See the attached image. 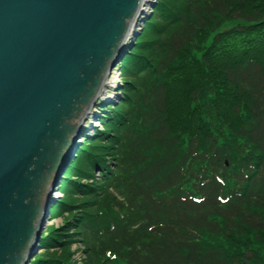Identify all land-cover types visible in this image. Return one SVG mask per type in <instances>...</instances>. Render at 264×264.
I'll list each match as a JSON object with an SVG mask.
<instances>
[{
    "label": "trees",
    "instance_id": "obj_1",
    "mask_svg": "<svg viewBox=\"0 0 264 264\" xmlns=\"http://www.w3.org/2000/svg\"><path fill=\"white\" fill-rule=\"evenodd\" d=\"M133 47L29 264H264V0H158Z\"/></svg>",
    "mask_w": 264,
    "mask_h": 264
},
{
    "label": "water",
    "instance_id": "obj_2",
    "mask_svg": "<svg viewBox=\"0 0 264 264\" xmlns=\"http://www.w3.org/2000/svg\"><path fill=\"white\" fill-rule=\"evenodd\" d=\"M142 6L0 0V264H29L39 252L82 115Z\"/></svg>",
    "mask_w": 264,
    "mask_h": 264
},
{
    "label": "rangeland",
    "instance_id": "obj_3",
    "mask_svg": "<svg viewBox=\"0 0 264 264\" xmlns=\"http://www.w3.org/2000/svg\"><path fill=\"white\" fill-rule=\"evenodd\" d=\"M151 1H152V6H151L152 9L150 12H153V10L156 8L158 4V0H151ZM150 12L148 13L150 15L147 14L148 16H146V18L144 19V22L141 23V27L138 28L137 31L139 32V34L137 37H135V40L130 50L128 49L129 52L133 50L134 48L133 46L136 44L137 39L140 37L141 33L145 29L147 22L152 18L153 13L151 14ZM119 64H121V62ZM119 64H117L116 68H114L113 72L108 77V80L110 81L109 86H107L106 89H104L103 94L101 95V98L95 102L93 109L90 111L89 116H88L90 119L86 120L85 126L87 129L86 131V136L88 137L87 140H93L94 138H96L95 136L98 134L102 135L103 126H102L101 119L103 118L104 113H106V110L104 109H106L107 107H116L119 104V102L122 100V90H123L124 84L121 82L122 69L118 67ZM87 140H84L83 137H79V140L77 141L78 147L75 149L76 153L86 143ZM75 157H76V154H74L73 160L75 159ZM71 163L68 165L66 169L70 167ZM60 188H61V185L58 187V190L54 194L55 201L52 203L53 204L52 207L58 202V200L61 199L62 194L60 192L61 190ZM52 207H51V211H52ZM63 222H64L63 217H55L51 219V215H50V219L46 221L42 235L45 234V232L51 228L60 227L63 224ZM79 248H80L79 243L72 244L71 251L73 252V259L77 262L81 259V255H82L78 251ZM43 253L44 251L39 249V252L30 260V262L33 261L37 256Z\"/></svg>",
    "mask_w": 264,
    "mask_h": 264
},
{
    "label": "bare ground",
    "instance_id": "obj_4",
    "mask_svg": "<svg viewBox=\"0 0 264 264\" xmlns=\"http://www.w3.org/2000/svg\"><path fill=\"white\" fill-rule=\"evenodd\" d=\"M141 2H143V6L141 7L142 12H141L140 16L139 15L137 16L138 17L137 20L134 23L131 24V26L128 28V31L124 35V38H123V41H122L121 56H120L119 61L117 62V64H119L122 61V59L124 58L125 54L128 53V51L130 50V46H132V44H133V42L135 40L136 31L138 30V28L141 27V23L144 22V19L146 18V16L150 15L148 13L152 9V7H151L152 6V1L151 0H141ZM150 13L152 14L153 12H150ZM117 64H116V66H117ZM116 66L114 68H116ZM113 70H112V72H113ZM103 79L104 80L102 81V83L100 85V88H99V90H98V92L96 94V97L94 99L95 102L98 99L101 98V95L103 94L104 89H106V87L109 86V84H110V81L108 80V77L105 78V76H104ZM94 104H93V106H90L89 108H87L86 111L84 112V114L82 115V120H81V125H80V130H79L77 141L79 140V137H85L86 136L87 129H86L85 123H86L87 119H90L88 116H89L90 111L93 109ZM77 147H78V142H77V144H76V146L74 148V151H73V153L71 155V158H70V160H69V162L67 164V167L72 162V160L74 158V154H76L75 149ZM66 170L67 169H65L64 174L66 173ZM64 174H63V177H64ZM52 205L53 204H51V207H52Z\"/></svg>",
    "mask_w": 264,
    "mask_h": 264
}]
</instances>
